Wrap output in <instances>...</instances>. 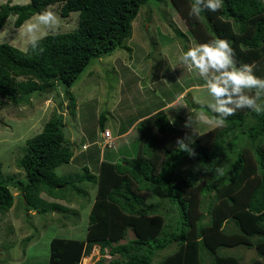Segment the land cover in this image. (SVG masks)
Returning <instances> with one entry per match:
<instances>
[{"label":"trees","instance_id":"1","mask_svg":"<svg viewBox=\"0 0 264 264\" xmlns=\"http://www.w3.org/2000/svg\"><path fill=\"white\" fill-rule=\"evenodd\" d=\"M157 1L29 0L25 4H1L0 30L10 15H15L14 25L20 27L35 15L49 13V8L59 15L53 20L57 26L60 20L70 26L75 15L76 27L52 32L46 24L47 32L30 41L25 51L0 43V95L18 102V91L28 101L33 94H49L61 86L69 100L68 115L74 118L76 99L70 86L92 59L109 55L117 48L130 51L126 43L132 21L142 6ZM183 1L195 4L203 17L202 24L191 20V31L219 75L227 79L214 86L218 111L204 104L196 107L219 123L208 144L211 150L202 141L205 135L173 125L162 109L137 121L140 142L136 155L112 165L102 161L100 165L102 178L88 214L85 238H52L48 264H80L97 246L100 250L108 247L110 255L119 256L106 264H154L157 254L173 242L178 245L175 253L161 258V263L242 264L236 255L223 253L221 248L243 244L254 247L258 256L247 264H264V101L252 106L264 83V3L171 0L176 7ZM187 18L191 16L185 15ZM175 34L182 36L180 31ZM13 77L24 78L16 89ZM234 96L244 102V107L228 110L236 100ZM104 119L100 115L102 130ZM189 120L183 119L185 124ZM63 127L64 116L54 114L41 132L26 140L25 152L17 160L18 168L25 173L23 180H4L0 171V211H8L13 204L8 183L19 188L27 211L36 209L37 203L42 206L39 212L45 211L44 201L39 198L41 192L67 200V180L54 171L73 156ZM220 154L228 160L225 167L219 166ZM189 156L198 158L202 174L207 169L215 177L203 185L198 183V173L180 168ZM151 196L155 200L145 203ZM163 200L176 208V216L168 222L160 209ZM52 207L61 208L56 203ZM122 213L138 216L129 223L135 237L114 244L125 230L121 227L111 231L110 225ZM230 222L232 227H228ZM115 235L119 238L112 237ZM93 264L105 263L98 259Z\"/></svg>","mask_w":264,"mask_h":264},{"label":"rangeland","instance_id":"2","mask_svg":"<svg viewBox=\"0 0 264 264\" xmlns=\"http://www.w3.org/2000/svg\"><path fill=\"white\" fill-rule=\"evenodd\" d=\"M209 1L211 0H205V3L210 4ZM262 1L264 3V0ZM28 2L29 0H0V5ZM194 7L195 4L191 1H183V4L176 7L171 0H158L157 3L150 2L142 6L132 21L131 36L126 43L131 50L117 48L109 55L92 59L70 86L69 90L76 99L77 117L72 118L68 115L69 100L65 98L61 86L49 94H33L28 101L24 100L18 91L15 92V96L19 97L18 102L0 95L2 179L13 182L25 178V173L17 166V160L25 152L26 140L41 132L44 124L54 114L64 116L62 130L73 154L76 152L68 163L54 170L57 176H64L67 180V200L54 199L41 192L39 198L44 201V212H39L42 207L40 203H37L39 206L35 204L36 209L25 210L19 188L8 183L13 204L8 211H0V264H48L49 242L52 238H85L88 214L96 200L102 178L100 167L102 162L92 166L97 163L99 147H101L100 115L105 117L109 130L114 136L115 131L126 130L131 120L142 112H148L160 104L169 102L179 93L170 105L161 109L177 127L190 129L196 135H205L202 141L207 145L211 142L219 123L209 119L196 107L204 104L218 111L220 105L215 99L214 86L227 79L222 77L220 81H216L219 77L218 70L191 31V20H198L201 24L203 22V17ZM48 11L50 12L41 16L31 17L20 27L14 25L15 15H10L0 30V43H8L25 51L30 41L42 37L47 32L46 24L52 27L50 30L52 32L70 31L76 27L75 15L71 19L73 23L70 21V26L65 25L64 20H60L57 26L55 21L59 15L55 13L54 8H49ZM185 15H190L191 18L186 20ZM176 31H180L182 36H176ZM21 80L24 78L13 77L12 85L15 89ZM235 98L234 103L228 105V110L244 107V102L238 100L239 97ZM263 101L264 83L262 92L252 103L253 108ZM113 108L119 113L118 117L116 114L114 116L110 114ZM131 109L138 110L139 113ZM183 119H190L189 124H185ZM126 139H129L126 144L116 146L113 138L112 147L102 148L106 151L102 155L103 161L112 165L119 158L134 157L140 142L137 130L131 131L130 137ZM82 144L85 145L84 148ZM209 145L211 150L212 147ZM79 149L85 151L77 154ZM221 156L222 154L218 157L219 166L225 167L228 165V160L222 159ZM198 164L197 157L189 156L182 161L180 168L198 173L200 177L198 183L203 185L207 179L208 181L213 179L215 173L204 169L202 174ZM89 177L90 180L87 181ZM154 200L152 196L147 197L145 203ZM54 203L61 208L54 209L52 207ZM160 209L165 213V222L176 216L175 206H170L166 200H163ZM149 216L151 215H146L147 218ZM116 217L113 218L116 221L110 225L111 231L121 227L125 231L120 239L114 241V244L134 238V231L129 223L135 221L138 216L122 213ZM109 219L111 218L105 221ZM232 225L233 222H230L228 227ZM116 236L112 237L119 238ZM177 247L176 242H173L160 251L154 258V264H160L161 258L175 253ZM223 250V253L236 255L242 264H247L258 257L254 247H246L243 244L238 247L221 248V251ZM117 258L119 256L109 254L108 247L100 250L97 246L90 255L82 258L80 264H93L98 259L106 264L111 259ZM161 264L166 263L162 261Z\"/></svg>","mask_w":264,"mask_h":264},{"label":"crops","instance_id":"3","mask_svg":"<svg viewBox=\"0 0 264 264\" xmlns=\"http://www.w3.org/2000/svg\"><path fill=\"white\" fill-rule=\"evenodd\" d=\"M218 73V72H217ZM219 74V73H218ZM189 77V76H188ZM220 79H222V76H221V78H220V75H219V77L217 78V82L218 81H220ZM184 89V88H183ZM155 91V90H154ZM182 92V91H181ZM181 92H180V94H181ZM179 95V93L176 95V97ZM175 97V98H176ZM174 98V99H175ZM174 99H172V100H170L169 102H166V103H164L163 105H159V106H157V107H155V108H153L152 110H149L148 112H142V114H140V115H138L137 117H135V118H133V121L131 122V123H129L127 126V129L126 130H124V131H119V132H116L115 131V135L113 136L114 138H115V141H116V146H118L119 144L121 145V144H126L128 141H129V139H126V138H128V136L130 137V132L131 131H133L134 129H136V123H137V121H139V120H141V119H144V118H146V117H148V116H150L151 114H153V113H155L156 111H158V110H161V107H163V106H167V105H170V103L171 102H173V100ZM77 110V109H76ZM131 110H133V112H138V110H135V109H131ZM80 111V109L78 110V112ZM111 111H114V112H112L111 113ZM110 111V114L112 115V116H114L115 114L117 115V117H118V115H119V113H117L116 112V109L115 108H113L112 110ZM139 113V112H138ZM75 117H77V115L75 116ZM170 119V118H169ZM173 124V123H172ZM174 125V124H173ZM103 126H104V128L105 129H110L109 127H108V124L106 123V119L104 120V122H103ZM111 131V130H110ZM112 133V132H111ZM113 135V134H112ZM74 137V136H73ZM99 137H101V130H100V132H99ZM120 140H123V142H120ZM82 145H84V144H82ZM81 145V146H82ZM100 146H101V144H100ZM87 148L88 147H86L85 148V150H87ZM100 148V151H99V155H98V160L96 161L97 163H94L95 165H93L92 164V166H96V165H98L99 163H101L103 160H104V158L102 157V155L104 154V152H106L105 150H103L102 149V146L101 147H99ZM85 150H83V151H85ZM81 149H79L78 150V152H77V154H79L80 152H83ZM108 152V151H107ZM74 154H76V152H74ZM74 154H73V156H74ZM73 158V157H72ZM123 158H127V157H122V158H119V160H121V159H123ZM86 163H88V162H90V161H85ZM85 163V164H86ZM89 165V164H88ZM65 239H71V238H65ZM74 239V238H73ZM78 240H81V239H78Z\"/></svg>","mask_w":264,"mask_h":264},{"label":"built area","instance_id":"4","mask_svg":"<svg viewBox=\"0 0 264 264\" xmlns=\"http://www.w3.org/2000/svg\"><path fill=\"white\" fill-rule=\"evenodd\" d=\"M101 146L102 148L112 147L113 146V137L109 129H104L101 132ZM85 145L83 146V148Z\"/></svg>","mask_w":264,"mask_h":264},{"label":"clouds","instance_id":"5","mask_svg":"<svg viewBox=\"0 0 264 264\" xmlns=\"http://www.w3.org/2000/svg\"><path fill=\"white\" fill-rule=\"evenodd\" d=\"M104 129H105V128H104ZM104 129H103V130H104ZM103 130H101V132H102ZM110 132H111V131H110ZM111 135H112V133H111ZM112 137H113V136H112ZM113 138H114V137H113ZM99 144H101V141H100V143H99ZM83 146H84V145H83Z\"/></svg>","mask_w":264,"mask_h":264},{"label":"bare ground","instance_id":"6","mask_svg":"<svg viewBox=\"0 0 264 264\" xmlns=\"http://www.w3.org/2000/svg\"><path fill=\"white\" fill-rule=\"evenodd\" d=\"M147 56V55H146ZM130 59V58H129ZM108 62V61H107ZM119 109V108H118ZM199 168V167H198ZM200 169V168H199ZM202 170V169H201ZM190 174V173H189ZM193 176V175H192ZM204 176V175H203ZM190 177V176H189ZM195 183V182H194ZM156 206V205H155ZM210 210V209H209Z\"/></svg>","mask_w":264,"mask_h":264}]
</instances>
